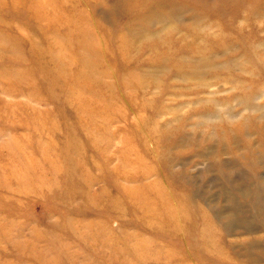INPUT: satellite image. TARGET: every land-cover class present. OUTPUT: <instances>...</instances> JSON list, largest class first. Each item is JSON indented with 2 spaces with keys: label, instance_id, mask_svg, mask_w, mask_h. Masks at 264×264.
Wrapping results in <instances>:
<instances>
[{
  "label": "rangeland",
  "instance_id": "obj_1",
  "mask_svg": "<svg viewBox=\"0 0 264 264\" xmlns=\"http://www.w3.org/2000/svg\"><path fill=\"white\" fill-rule=\"evenodd\" d=\"M0 264H264V0H0Z\"/></svg>",
  "mask_w": 264,
  "mask_h": 264
}]
</instances>
